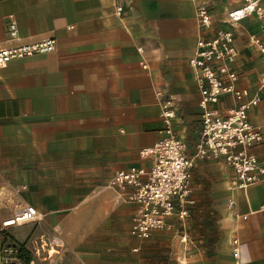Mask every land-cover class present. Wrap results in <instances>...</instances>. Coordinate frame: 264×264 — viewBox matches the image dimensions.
I'll use <instances>...</instances> for the list:
<instances>
[{
  "label": "crops",
  "instance_id": "1",
  "mask_svg": "<svg viewBox=\"0 0 264 264\" xmlns=\"http://www.w3.org/2000/svg\"><path fill=\"white\" fill-rule=\"evenodd\" d=\"M199 4L235 33L240 86L260 92L250 119L263 126L264 61L247 45L262 24L227 23L242 0H0V49L56 41L53 52L0 69V263L264 264V182L239 189L223 163L199 162L190 218L141 245L128 235L138 207L108 188L117 171L149 165L139 151L164 138L158 92L178 102V135L198 139L189 60ZM252 153L264 158V143ZM28 206L37 220L3 227Z\"/></svg>",
  "mask_w": 264,
  "mask_h": 264
},
{
  "label": "built area",
  "instance_id": "2",
  "mask_svg": "<svg viewBox=\"0 0 264 264\" xmlns=\"http://www.w3.org/2000/svg\"><path fill=\"white\" fill-rule=\"evenodd\" d=\"M116 15H123L122 7H117ZM195 15L199 37L189 65L200 93L201 128L197 141L190 146L178 135L175 130L178 102L158 92L164 138L139 151L140 158L149 165L119 170L108 184L119 201L138 207L129 234L140 245L154 234L167 230L172 226L171 221L183 224L190 218L197 202L191 181L199 162L223 163L233 172V183L239 189L264 182V158L252 153L264 143V125L256 126L250 119V112L262 101L260 92L252 95L249 89L240 86V52L235 33L221 28L211 7L205 4L196 6ZM252 17L260 20L262 37H249L247 45L259 52L264 61V8L260 0H242L239 8L228 12L227 23L235 28ZM9 29L11 37L17 38L15 22ZM55 49V40L0 49V69L13 60L47 54ZM225 104L229 107H223ZM38 217L37 209L28 206L2 225L12 228ZM233 243L236 246L238 241ZM140 245L133 251L139 252ZM233 253L237 257L238 250L235 248ZM0 264L21 263L7 259Z\"/></svg>",
  "mask_w": 264,
  "mask_h": 264
},
{
  "label": "rangeland",
  "instance_id": "3",
  "mask_svg": "<svg viewBox=\"0 0 264 264\" xmlns=\"http://www.w3.org/2000/svg\"><path fill=\"white\" fill-rule=\"evenodd\" d=\"M198 233V232H197ZM128 235L130 236V234H129V227H128ZM195 236V234H192V237H194ZM191 237V236H190ZM187 241H189V236L187 237Z\"/></svg>",
  "mask_w": 264,
  "mask_h": 264
},
{
  "label": "trees",
  "instance_id": "4",
  "mask_svg": "<svg viewBox=\"0 0 264 264\" xmlns=\"http://www.w3.org/2000/svg\"><path fill=\"white\" fill-rule=\"evenodd\" d=\"M24 261L26 262V263H29V258L28 257H24Z\"/></svg>",
  "mask_w": 264,
  "mask_h": 264
}]
</instances>
